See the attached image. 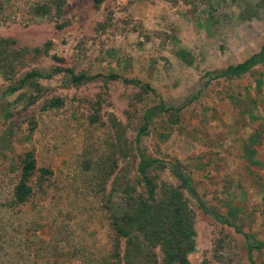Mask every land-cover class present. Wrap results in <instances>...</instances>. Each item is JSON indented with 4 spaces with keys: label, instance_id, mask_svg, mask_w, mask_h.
<instances>
[{
    "label": "rangeland",
    "instance_id": "rangeland-1",
    "mask_svg": "<svg viewBox=\"0 0 264 264\" xmlns=\"http://www.w3.org/2000/svg\"><path fill=\"white\" fill-rule=\"evenodd\" d=\"M45 1L0 0V37L24 48L13 70L0 71V264L27 252L26 238L36 241L32 251L55 245L79 255L39 256L37 264L103 263L114 242L103 202L109 198L121 214L147 197L136 137L145 109L160 101L167 109L148 120L140 150L178 161L208 208L264 240V201L255 183L264 177V62L241 75L207 82L204 76L264 43V0H65L59 15L35 9ZM57 64L76 74L136 78L154 92L107 77L74 84L64 73L39 78V92L29 84L7 91L27 70L46 73ZM54 97L61 104L46 106ZM28 150L51 173L37 170L33 194L13 205ZM150 173L156 197L163 183H178L167 167ZM127 185L135 189L123 192ZM189 203L196 231L191 264H250L244 235ZM141 247L140 264H165L160 245L141 240ZM253 250L254 264H264V247Z\"/></svg>",
    "mask_w": 264,
    "mask_h": 264
},
{
    "label": "trees",
    "instance_id": "trees-1",
    "mask_svg": "<svg viewBox=\"0 0 264 264\" xmlns=\"http://www.w3.org/2000/svg\"><path fill=\"white\" fill-rule=\"evenodd\" d=\"M95 4L102 0H93ZM65 0H47L43 3H38L35 9L42 14H50L51 8H54V13L59 15L62 5ZM9 40L0 37V71L5 74L7 71L13 70L15 61L21 55L24 48L10 47ZM36 50H38L36 48ZM55 61H59L60 57L53 56ZM264 62V43L260 48L250 54L248 57L235 64H230L223 69H214L206 71L204 76L205 82L225 76V75H241L253 68L255 65ZM56 73H64L69 80L74 84H79L87 80H93L98 77H107L112 79H122L124 82H131L140 86L144 92H154V89L148 84L143 83L136 78L123 77L118 73H95L76 74L71 68L62 65H54L49 72L43 73L36 68L27 70L21 77L16 80L15 84L8 85V92H15L24 85H31L38 92L41 90V85L38 82L39 78H49ZM60 97H54L46 101V106H57L61 104ZM165 104L159 103L149 106L143 113V123L139 128L136 137L135 149L138 152L137 173L139 175L138 181L142 182L147 193V197H140L138 201L129 209L117 213L109 198H105L103 208L108 212L111 229L114 235V242L111 250L102 264H140L138 257L142 250L141 240L150 245H160L164 255L165 264H191L188 255L195 249L196 231L194 228V210L191 208L189 200L193 199L197 206L204 212L213 216L221 224L234 225L227 216L215 212L206 206L197 192L192 177L182 168L180 163H171L166 160L159 159L144 154L138 145L139 137L144 133L148 120L156 113L166 110ZM177 111L178 108H173ZM115 127V125H114ZM119 141L123 138L118 133ZM168 168L170 172L177 178V184L163 183L160 188V195L156 197L155 183L152 174L153 169ZM39 170L40 176L50 174L51 171L47 168H38L36 159L32 150L25 151L20 159V168L18 180L13 187L12 204H21L27 201L33 194V185L31 184L32 176ZM135 188L126 186L123 192L128 193ZM235 226V225H234ZM236 231L242 233L245 239L249 242L248 258L250 264H254L253 249L260 250L264 247V240L254 237L252 234L245 233L243 230L235 226ZM4 232V231H3ZM3 232L0 233V237ZM124 239L123 249L120 250V239ZM26 251H18L16 258L7 260V264H17V260L23 261L22 264H37L36 259L39 256L44 257H59L61 255H68L69 257L78 256L75 253L58 252L56 246L48 249L45 245H38L30 250V244H35V240L25 239ZM0 249L2 247L0 246ZM26 255L25 256V253ZM32 258L30 259V256ZM27 257V258H26ZM13 261V262H12ZM15 262V263H14Z\"/></svg>",
    "mask_w": 264,
    "mask_h": 264
},
{
    "label": "crops",
    "instance_id": "crops-1",
    "mask_svg": "<svg viewBox=\"0 0 264 264\" xmlns=\"http://www.w3.org/2000/svg\"><path fill=\"white\" fill-rule=\"evenodd\" d=\"M255 183H256V186L258 188H261V192H262L261 200L264 201V177L262 175H258ZM249 186H250V188H249ZM248 188L250 190L254 189L251 184L248 185Z\"/></svg>",
    "mask_w": 264,
    "mask_h": 264
}]
</instances>
